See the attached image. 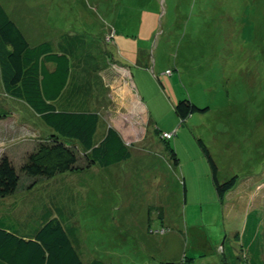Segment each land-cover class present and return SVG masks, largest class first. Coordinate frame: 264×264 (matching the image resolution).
Returning a JSON list of instances; mask_svg holds the SVG:
<instances>
[{
    "label": "rangeland",
    "instance_id": "obj_1",
    "mask_svg": "<svg viewBox=\"0 0 264 264\" xmlns=\"http://www.w3.org/2000/svg\"><path fill=\"white\" fill-rule=\"evenodd\" d=\"M0 3L31 45L83 35L86 48L99 50L102 64L114 60L129 69L130 85L147 112L128 93L126 71L104 67L99 78L110 101L98 107L95 138L114 126L131 142V157L107 170L95 167L97 177L88 184L87 174H62L65 182L55 177L9 195L0 206L5 223L28 233L40 222L29 218L30 208L46 199L45 190L47 200L57 191L69 203L70 222L79 226L91 258L112 264H250L251 252L238 234L248 207L264 210V0ZM97 82L94 97L104 98ZM183 98L207 111L181 120L174 105ZM2 102L12 116L1 127L19 129L21 144L33 142L25 136L42 135L41 120L22 100L9 99L0 82ZM164 131L175 133L164 139ZM197 139L215 158L220 181L238 176L223 200ZM6 207L19 210L17 220Z\"/></svg>",
    "mask_w": 264,
    "mask_h": 264
},
{
    "label": "trees",
    "instance_id": "obj_2",
    "mask_svg": "<svg viewBox=\"0 0 264 264\" xmlns=\"http://www.w3.org/2000/svg\"><path fill=\"white\" fill-rule=\"evenodd\" d=\"M109 33L105 37L107 41L112 39ZM83 37L63 34L55 43L41 41L31 45L0 3V82L9 99L22 100L33 111L32 116L41 120L43 131L21 156L20 163L6 153L0 155V202L22 189H32L38 182L55 177L65 182L58 177L62 174H87L89 179L83 185L88 184L96 175L95 167L105 168L131 157V144L124 141L114 126L108 125L104 134L95 138L102 117L98 107L104 109L110 101L99 78L104 67L115 64L125 70L128 93L137 99L146 114L144 104L130 85L129 69L114 60L102 64L97 47L86 48ZM92 76L98 79L93 80ZM96 82L104 98L99 96L98 99V94L94 97ZM174 111L184 120L192 112L207 111V107L200 108L183 98L174 105ZM9 113L7 106L0 103V120ZM197 143L209 165L216 196L223 200L236 185L238 176L220 181L215 158L201 139H197ZM170 153L177 165L172 148ZM80 181L77 180V184ZM69 187L67 185V189ZM45 193L46 199L37 209L29 207V218L39 217L40 222L28 233H20L13 224L5 223L6 217L0 216V264H112L86 253L81 230L70 222L66 209L69 203L64 201L63 195L56 191L55 196L50 195L47 200V190ZM70 195L67 193V201L72 200ZM248 208L238 238L241 237L244 250L251 252L250 264H264V210ZM18 211L17 208L4 209L14 220ZM22 218L23 213L18 219ZM186 263L188 260L181 264Z\"/></svg>",
    "mask_w": 264,
    "mask_h": 264
},
{
    "label": "crops",
    "instance_id": "obj_3",
    "mask_svg": "<svg viewBox=\"0 0 264 264\" xmlns=\"http://www.w3.org/2000/svg\"><path fill=\"white\" fill-rule=\"evenodd\" d=\"M14 113V112H13ZM10 116H12V115H9L8 117H10ZM8 117H6V118H8ZM6 118H4V119H6ZM4 119H1L0 120V155L2 154V153H6V154H8L12 159H16V155H19V154H21V156L32 146V144H33V142H34V138H28V137H26L25 136V139H23V140H30V141H33L32 143H29V144H26V145H24L25 143H23V144H21V136H20V133H19V129H18V132L17 133H10V132H8L9 130H7V129H5V128H3V127H1V123L4 121ZM18 124H20V123H18ZM28 124H26L25 126L26 127H28L27 126ZM107 126L108 125H106V127H105V130L102 132V135L104 134V132L106 131V128H107ZM33 130H34V128H32ZM164 132H167V131H164ZM101 135V136H102ZM123 137V136H122ZM140 137H141V135H140ZM140 137H139V139H140ZM124 139V138H123ZM139 139H137V140H139ZM136 140V141H137ZM124 141L127 143V144H130L131 142L130 141H127V140H125L124 139ZM136 141H134V142H136ZM17 160V159H16ZM123 162V161H122ZM117 164V163H116ZM113 165H115V164H113ZM110 166H112V165H110ZM110 166H108V167H105V168H102V169H105V170H107V169H109L110 168ZM109 174H111V172L109 173ZM96 175H97V172H96ZM94 176L92 179L94 180L97 176ZM92 182V181H91ZM255 196H259V193L258 192H256V194H255ZM252 197V195L251 196H249L248 198H251ZM5 199H7V198H5ZM4 199V200H5ZM0 205H2V203L0 202ZM248 211L246 210L244 213H242V215H244V217L243 218H245V214L247 213ZM242 218V223H241V226H240V230L243 228V223H244V219Z\"/></svg>",
    "mask_w": 264,
    "mask_h": 264
},
{
    "label": "built area",
    "instance_id": "obj_4",
    "mask_svg": "<svg viewBox=\"0 0 264 264\" xmlns=\"http://www.w3.org/2000/svg\"><path fill=\"white\" fill-rule=\"evenodd\" d=\"M174 132H162L161 133V138H164V139H170L172 137Z\"/></svg>",
    "mask_w": 264,
    "mask_h": 264
}]
</instances>
